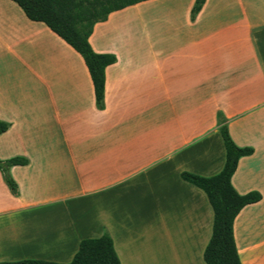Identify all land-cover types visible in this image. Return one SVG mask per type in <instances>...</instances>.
I'll use <instances>...</instances> for the list:
<instances>
[{
	"label": "crops",
	"instance_id": "obj_1",
	"mask_svg": "<svg viewBox=\"0 0 264 264\" xmlns=\"http://www.w3.org/2000/svg\"><path fill=\"white\" fill-rule=\"evenodd\" d=\"M193 1L93 25L91 49L115 57L97 109L80 55L0 0V159L27 161L9 168L16 195L0 174V261L65 263L106 232L120 264H204L212 209L180 172L221 169L220 113L252 148L231 187L259 194L232 221L238 259L264 264V0H204L190 19Z\"/></svg>",
	"mask_w": 264,
	"mask_h": 264
},
{
	"label": "trees",
	"instance_id": "obj_2",
	"mask_svg": "<svg viewBox=\"0 0 264 264\" xmlns=\"http://www.w3.org/2000/svg\"><path fill=\"white\" fill-rule=\"evenodd\" d=\"M24 15L34 21L43 22L52 32L76 51L90 77L94 102L101 109L104 83V67L114 62L110 53L94 52L87 38L96 22L106 19L109 12L144 0H12ZM204 0H194L189 11L190 19L200 9ZM218 131L224 148L221 169L210 176H201L182 171L180 177L201 189L212 209V224L209 238L202 251L204 264H240L232 236V221L245 204L255 202L259 194L251 191L236 193L230 184L240 156L252 152L249 146H237L230 138L225 119L217 113ZM8 124L0 121V133ZM26 159L19 156L0 159V174L12 195L17 194V185L9 174L12 165H24ZM0 264H120L106 232L98 237L83 238L68 262L60 263L42 259H19L0 261Z\"/></svg>",
	"mask_w": 264,
	"mask_h": 264
},
{
	"label": "rangeland",
	"instance_id": "obj_3",
	"mask_svg": "<svg viewBox=\"0 0 264 264\" xmlns=\"http://www.w3.org/2000/svg\"><path fill=\"white\" fill-rule=\"evenodd\" d=\"M154 4V6H153V8H155V6H157L158 8V11L159 12H161V11H164L165 10V4H162V3H153ZM150 5L151 4H147L146 6H144L143 8H142V12H143V14H145V15H150V12H151V7H150ZM2 231V230H1ZM0 231V232H1ZM1 248H3V244H0V249ZM1 252V251H0ZM5 253H7V252H5Z\"/></svg>",
	"mask_w": 264,
	"mask_h": 264
}]
</instances>
